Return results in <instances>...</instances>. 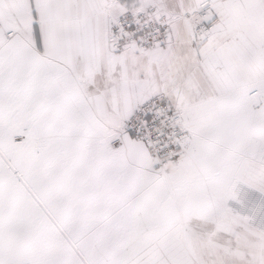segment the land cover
<instances>
[{"label":"snow or ice","instance_id":"6c2138e0","mask_svg":"<svg viewBox=\"0 0 264 264\" xmlns=\"http://www.w3.org/2000/svg\"><path fill=\"white\" fill-rule=\"evenodd\" d=\"M0 264H264V0H0Z\"/></svg>","mask_w":264,"mask_h":264}]
</instances>
